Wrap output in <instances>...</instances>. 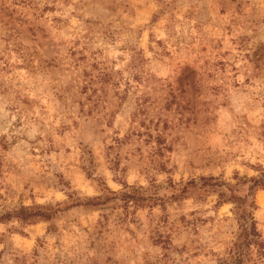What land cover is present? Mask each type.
<instances>
[{"label":"rangeland","instance_id":"374dc122","mask_svg":"<svg viewBox=\"0 0 264 264\" xmlns=\"http://www.w3.org/2000/svg\"><path fill=\"white\" fill-rule=\"evenodd\" d=\"M253 178L264 0H0V264H232Z\"/></svg>","mask_w":264,"mask_h":264},{"label":"trees","instance_id":"16d2710c","mask_svg":"<svg viewBox=\"0 0 264 264\" xmlns=\"http://www.w3.org/2000/svg\"><path fill=\"white\" fill-rule=\"evenodd\" d=\"M202 183H198L196 180L190 181L188 184L183 185L178 194L176 196H182V195H188V194H194L193 191L201 195L203 193L209 192L211 187L220 186L222 183L218 181L215 177L210 178H201ZM208 181L214 182L213 184H207ZM253 182L251 185V188L254 187H264V180L253 178L251 179ZM232 199L239 202V199L236 195L231 196ZM243 202H240L238 204V207H242ZM43 216V217H49V214L46 213H36V214H29L28 217H34V216ZM22 219L27 220V217H22ZM240 231L235 238L232 246V252H231V262L232 264H241L243 259L245 258L247 252L252 246H255L258 251L264 253V241L260 239V234L258 232L257 226H256V220L253 216L250 215H240ZM227 264V263H226Z\"/></svg>","mask_w":264,"mask_h":264}]
</instances>
